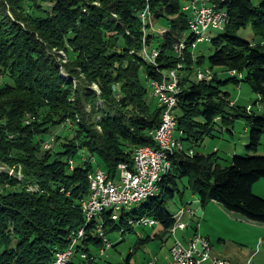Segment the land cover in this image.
I'll use <instances>...</instances> for the list:
<instances>
[{
  "label": "trees",
  "instance_id": "16d2710c",
  "mask_svg": "<svg viewBox=\"0 0 264 264\" xmlns=\"http://www.w3.org/2000/svg\"><path fill=\"white\" fill-rule=\"evenodd\" d=\"M189 2L0 0V75L7 78L0 84V264H51L85 226L81 203L90 195L92 159L97 156V167L116 177L121 162L133 164L135 147L155 145L148 132L161 125L162 108L150 100L148 80L177 66L181 60L173 49L181 41L188 45L175 131L183 147L185 141L197 145L212 136L219 121L232 125L242 117L251 127L247 150H258L264 115L236 105L222 88L244 81L264 101V0L257 6L252 0H212L229 22L210 39L208 67L235 75L220 81L213 72L209 81L196 82L187 78L190 66L202 65L205 57L193 60L190 54L195 37L188 28L191 14L183 9ZM147 7L151 19L144 35L140 13ZM162 19L168 25L159 34L152 26ZM248 24L260 42L237 36ZM145 46L159 50L156 66L143 56ZM62 126L72 131L56 133ZM51 138L54 143L45 149ZM191 148L175 151L158 197L132 215L123 209L112 219L106 211L87 225L71 264H87L81 254L93 256V264L99 254L92 247L104 251L110 232H133L142 218L170 231L175 212L168 211L166 198L182 196L178 182L184 180L200 206L215 201L227 212L264 223V197L254 192L264 179V157L234 154L222 167L217 152L190 154ZM196 215L191 218L200 224ZM163 234L154 238L163 240ZM133 254L122 264H131ZM77 257L81 263L73 261Z\"/></svg>",
  "mask_w": 264,
  "mask_h": 264
},
{
  "label": "rangeland",
  "instance_id": "374dc122",
  "mask_svg": "<svg viewBox=\"0 0 264 264\" xmlns=\"http://www.w3.org/2000/svg\"><path fill=\"white\" fill-rule=\"evenodd\" d=\"M259 2H261V0H252L254 6L259 5ZM167 23L168 21L162 19L161 21H157L156 23H154V25L152 24V29H154L159 34H162L163 32L161 31L165 30L168 25ZM220 32L221 30L209 29L206 33V36H209L211 39L218 36ZM237 36L244 40L260 42V38L254 35L253 29L249 24L247 28L238 31ZM190 50V54L191 56H193V60L198 59L199 56L205 57V62L202 65L194 64L190 66L192 75L187 77L188 79H190V81H197L195 71L199 68L203 70L210 69L211 71L216 73L217 78L220 81L227 80V78L231 77L232 74L225 70L224 67H215L214 70L208 67V58L213 54L211 42L209 40H207L206 42H197V46L195 48H190ZM173 53L174 55L177 54L176 45L173 49ZM183 53L187 54V50ZM246 73L247 71L244 70L241 75L238 74L237 76L241 79L242 76L246 75ZM6 80L7 78L0 75V84H3V82ZM222 89L230 93L229 98L232 101L235 100L236 105L241 106L243 109L248 108V112L251 110L257 115H264V101H262L261 96L258 93L251 90L250 86L246 82L242 81L239 84H235L231 81L228 84L223 85ZM150 100L152 102L154 101L152 96L150 97ZM231 106L233 105L231 104ZM250 129L251 127L249 123L242 117H237L232 125H225L222 123V121H219L212 131V136L207 137L197 145H192L189 142L185 141L184 147L186 148L191 146V150L195 151L197 154L201 153L207 155L211 154L212 152H217V156L220 159V165L222 167H225L227 164H229V162L231 161L230 158L233 157L234 153L238 156L257 155L264 157V136L262 138L261 145L256 152H249L247 150V146L250 140ZM59 131L69 132L72 130L71 127L62 126L61 128L55 130L56 133ZM174 134L178 137L176 131L174 132ZM53 136L54 134L51 135V137ZM55 147L57 148L58 146L55 145ZM92 161L93 167L96 168L99 163L98 157L96 156V158L92 159ZM0 167V169H4L2 166ZM260 183H262L263 185H260ZM186 184V180H184L182 183L178 182V186L184 192L182 196L176 193L174 197L166 198L167 208L170 213H174L175 210L188 205L189 201H191L193 203V205L191 203L192 208H198L195 210V213L197 214V217H201L200 225L203 226L204 230L208 229V231H210L211 252L214 253V255L220 249L226 250L227 252L237 250L241 248L240 243H242L243 241L249 242V245L245 246L246 248H248L249 246V250L256 251L255 245L250 244L251 237H249V233L251 229L248 226L232 221L227 223L225 219H222V217L220 216L221 214L219 215L213 212L212 209V211L210 209L207 211L210 214L209 218H202L200 213L202 212V206H200L199 200H197L196 196H194L188 188L185 189ZM255 188L259 193H264V179L256 182ZM147 203L148 200L143 199L139 202H135V204H133L131 207H126V209L123 208L124 210L121 209V212H116L118 215H121L123 210L125 213H129L132 215L135 213V211L139 210L142 205H145ZM184 221L189 224L187 217H185ZM196 223L197 222H195L193 226L197 227ZM195 227H189V232L186 233V236L184 233H180V231L178 232V235L181 236L182 234V236L185 237H188V234L191 235L195 233L202 235L203 232H200V227L196 231ZM165 229L167 228H164L163 224H161L160 222H156V224L153 226H145L143 223L136 222L134 223L133 232H127L123 235L121 231L110 232L108 234V237L110 243H112L113 246L109 248L105 247L103 254L98 255L97 260L93 264H122L126 261V259L129 257V254L133 251L134 254L132 255L133 257L131 258V262H133L134 264H148L156 257H158V262L160 263V261L163 260L164 256H166L165 254L169 252V249L174 242L171 236L168 237L166 239V242L163 244L161 238H154V234L162 235L163 231L165 232ZM181 238L183 239V237ZM91 252L100 254V251L95 250L94 247L91 248ZM168 255L169 254H167V256ZM221 258L229 260V258L224 256ZM249 260L251 262V259Z\"/></svg>",
  "mask_w": 264,
  "mask_h": 264
},
{
  "label": "built area",
  "instance_id": "2783aa9c",
  "mask_svg": "<svg viewBox=\"0 0 264 264\" xmlns=\"http://www.w3.org/2000/svg\"><path fill=\"white\" fill-rule=\"evenodd\" d=\"M196 5V13L191 14L190 22L192 28L199 30V42L200 36L204 31L213 28L206 27L207 21V11L209 7H215V3H211L206 6H202L201 0H190L183 6V9L187 11L188 6ZM145 12V9L142 11ZM150 22V14H148ZM197 44H194L195 48ZM182 47V41L176 45L177 57L180 58L179 51ZM154 48L151 50L144 49L142 51L143 56L148 57V54H154ZM150 62V61H149ZM151 63V62H150ZM181 61L178 62L176 67H184ZM184 69V68H183ZM176 68L171 69L172 78H175ZM235 75V72H230ZM197 81L206 80L212 78V74H208L207 71L202 70L201 72H196ZM149 87L151 90L150 95L153 97L156 104L162 108L161 125L158 128L150 130L148 134L154 139L155 145H140L135 147L133 153V164L127 162H121L118 167V175L116 177H110V175L104 171L102 168L97 167L91 171L88 175L90 181V195L82 200L81 207L84 216L92 214L95 207L100 205H110V209H115L119 207L122 203H131L135 199L145 196L150 190L153 183L155 170L161 167L160 155H164V151L168 150L167 142L173 141V136L169 135V121H168V105L170 98L172 96H177L181 91L170 90V82H165L164 75H160V78L148 80ZM53 140L47 141L44 146L45 149H50ZM175 144H180L181 150H183L182 143L174 142ZM73 164V161H70ZM191 201L188 205L180 207L175 211L174 224L170 228V234L173 237V245L169 249V256L167 257L166 264H245V262H250V260H245L243 262L236 261L232 259H224L221 257H215L211 252L210 239L206 236L199 235L197 233L187 235L188 237L179 238L176 233L186 232L188 233L189 227L196 223L195 231L200 227L199 220L193 219L191 217L195 216V208H192ZM193 205V203H192ZM112 219L115 217L110 216ZM187 217L189 224H187L184 219ZM101 220V218H100ZM138 223H143L145 226H153L155 221L151 218H142ZM96 232L99 236L103 237L102 224H97ZM76 234H82L81 228ZM85 234H83L84 237ZM182 239V240H181ZM264 241V238L260 240ZM75 236L72 238V243L64 251H58L54 256V260L51 264H56L61 260H65V257L73 256L75 253L76 244ZM111 243H107V248L110 247ZM103 250L100 255L103 254ZM81 258L90 264L89 261L94 259L93 256L89 257L87 254H81ZM156 259L149 262L148 264H155Z\"/></svg>",
  "mask_w": 264,
  "mask_h": 264
},
{
  "label": "bare ground",
  "instance_id": "6f19581e",
  "mask_svg": "<svg viewBox=\"0 0 264 264\" xmlns=\"http://www.w3.org/2000/svg\"><path fill=\"white\" fill-rule=\"evenodd\" d=\"M201 1H202V6L209 5L210 2L213 3L212 0H201ZM187 12H189V14L196 13V5L188 6ZM148 14H150L149 7L145 8V12L140 13V17H141L142 25H143L142 30L145 31L144 35H146V32H147L146 24L148 23V20H149ZM206 14H207V21H206V27L207 28H213L214 30H223L225 28V25L229 22L228 13H226L225 10H223L221 8L218 9L217 3L215 5V7H209V11H207ZM188 28L190 29V33L195 37L194 44H197V42H199L198 41L199 40V30H197L196 28H194V29L192 28L190 20L188 21ZM165 31L166 30H162L161 32L165 33ZM207 31H204L203 34L200 36L201 42H206L207 40L210 41V37L206 36ZM143 37H145V36H143ZM194 44H192V45L194 46ZM187 45L188 44H186L185 41H182V47L183 48H181V50L179 51L180 60L184 61L185 55H183L184 54L183 52H185V50L187 49ZM147 48H149V47L145 46L142 51H144V49H147ZM192 51H193V49H192ZM158 55H159V50L157 48H155L154 54H148L149 61L154 66H156V64H157ZM146 58L148 59V57H146ZM183 61H181V64L183 63ZM175 68H176L175 78H172L171 70L163 73L162 75H164L165 82H170V90L181 91L180 78L182 77V73H183L184 69L182 67H175ZM202 70L203 69L199 68L195 71V73L201 72ZM205 71H207L208 74L209 73L212 74V72H213L210 69L205 70ZM178 96H179V94H177V96H172L170 98L169 105H168V108H169V111H168L169 135L173 136V141L167 142L168 150L164 151V155H160L161 167L159 169L155 170V172H154L155 176L153 178V183H152L151 187L149 188L150 190H148V192L145 196H141L140 198L135 199V201H133V204H135V202H139L143 199L148 200L149 198L158 197L161 194V191H162L161 183L166 177H168V175L171 171V168H172L173 161H171V159L174 156L175 151L181 150L180 144L174 143V142H180V140L174 134V132L176 130V126H177V121L175 119V105L177 103ZM182 147H183V145H182ZM183 149H184V147H183ZM189 153L192 154L193 150H190ZM133 204H131V203L119 204V207H117L116 210L110 209L109 204L108 205H100L98 207H95L94 210L92 211V214L83 217L85 219V226L81 228L82 234H76L75 235V242H79L80 239L83 237V234H85L84 230H85V227L87 225H90L96 221H100V218L102 217V214L104 212H106V211L109 212L111 214V216H113V217H115V219H117L118 214L116 211L121 212V209H123V208L126 209V207H131ZM146 219H149V218H146ZM57 252H58V250H57ZM56 253H55V255H56ZM71 257H73V256H71ZM71 257L70 256L65 257V260H61L60 262H57L56 264H71V262H72L71 260L73 259ZM245 264H251V262H245Z\"/></svg>",
  "mask_w": 264,
  "mask_h": 264
},
{
  "label": "crops",
  "instance_id": "0c3cea01",
  "mask_svg": "<svg viewBox=\"0 0 264 264\" xmlns=\"http://www.w3.org/2000/svg\"><path fill=\"white\" fill-rule=\"evenodd\" d=\"M233 102H236L235 100ZM235 154V153H234ZM260 185H263L262 183H260ZM254 192L258 195H260L261 197H264V193H259L258 191H256V188H255V185H254ZM263 194V195H262ZM213 210V212L217 213V214H221L220 216L222 217V219H225L227 221V223H229L230 221L232 222H236V223H240V224H244L246 226H248L251 230H250V233H249V237H251V242L250 244H253L255 245L256 247V251H253V250H249V246L248 248H246L245 246L249 245V242L247 241H243L242 243H240V246L241 248L237 249V250H233L232 252H227L226 250H218L217 253L214 255L215 257H227L229 259H232V260H236V261H245V260H249L251 259V264H263L264 262V241H261V239L264 238V223H259V222H252L248 219H246L245 217L243 216H240L234 212H227L226 210L223 209V207L218 204L217 202H211L209 204H207L205 207H202V212L201 213V216L202 218H209V213L207 212L208 210ZM211 210V211H212ZM202 229V230H201ZM200 232L202 233V236H206L207 234V238L210 239V231H208V229H203V226L200 225ZM162 233V232H160ZM166 235H164V234ZM163 237H167L168 236L170 237L171 234H170V231H163ZM180 233H184L185 236H186V232H181ZM183 234V235H184ZM154 235H157V234H154ZM176 235L181 238V237H185V236H179L178 235V232L176 233ZM189 235V234H188ZM172 237V236H171ZM158 238V237H157ZM172 240H173V237H172ZM211 240V239H210ZM162 244L166 242V239L162 240ZM170 245V244H169ZM172 246V245H171ZM169 247V246H168ZM169 253V252H168ZM167 253V254H168ZM167 254H165L166 256H164L163 260L160 261V263L158 262V257L157 258V263L155 264H166L167 262ZM100 255V254H99ZM155 258V259H156ZM74 262H77V263H81V261L78 259V257L76 259L73 260ZM131 264H134L133 262H130ZM81 264H84V263H81Z\"/></svg>",
  "mask_w": 264,
  "mask_h": 264
}]
</instances>
